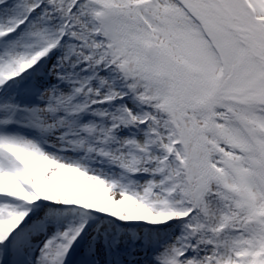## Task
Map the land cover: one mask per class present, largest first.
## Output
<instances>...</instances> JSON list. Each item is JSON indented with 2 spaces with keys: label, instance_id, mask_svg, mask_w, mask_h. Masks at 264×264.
I'll return each instance as SVG.
<instances>
[{
  "label": "snow or ice",
  "instance_id": "1",
  "mask_svg": "<svg viewBox=\"0 0 264 264\" xmlns=\"http://www.w3.org/2000/svg\"><path fill=\"white\" fill-rule=\"evenodd\" d=\"M0 264H264V0H0Z\"/></svg>",
  "mask_w": 264,
  "mask_h": 264
}]
</instances>
